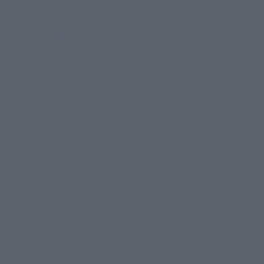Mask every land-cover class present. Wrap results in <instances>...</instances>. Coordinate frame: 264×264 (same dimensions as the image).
<instances>
[{"label": "water", "instance_id": "water-1", "mask_svg": "<svg viewBox=\"0 0 264 264\" xmlns=\"http://www.w3.org/2000/svg\"><path fill=\"white\" fill-rule=\"evenodd\" d=\"M0 264H264V0H0Z\"/></svg>", "mask_w": 264, "mask_h": 264}]
</instances>
